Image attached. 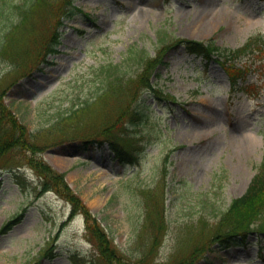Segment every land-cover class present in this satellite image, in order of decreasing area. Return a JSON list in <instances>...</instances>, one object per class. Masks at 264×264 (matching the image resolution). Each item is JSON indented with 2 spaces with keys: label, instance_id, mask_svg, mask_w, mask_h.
Listing matches in <instances>:
<instances>
[{
  "label": "rangeland",
  "instance_id": "obj_1",
  "mask_svg": "<svg viewBox=\"0 0 264 264\" xmlns=\"http://www.w3.org/2000/svg\"><path fill=\"white\" fill-rule=\"evenodd\" d=\"M24 2L0 0V91L39 150L0 156V264H264V235L228 247L211 238L264 153V0H72L81 10L64 18L58 52L44 61L37 47L51 34L61 0L42 4L39 18L28 17L33 9L23 10ZM254 34L263 37L260 51L234 60L244 69L238 85L250 94H229L214 60L182 45L167 51L154 90L142 95L146 115L116 144L130 160L107 143L70 137H85L93 120L56 122L95 94L100 67L123 62L129 48L154 53L159 37L212 38L235 48ZM103 101L95 104H114ZM31 155L64 173L112 242L110 262L87 228L91 220L43 190Z\"/></svg>",
  "mask_w": 264,
  "mask_h": 264
},
{
  "label": "trees",
  "instance_id": "obj_2",
  "mask_svg": "<svg viewBox=\"0 0 264 264\" xmlns=\"http://www.w3.org/2000/svg\"><path fill=\"white\" fill-rule=\"evenodd\" d=\"M42 4L47 5V0H25L23 10L27 11L32 7L33 10L29 9L28 17L38 14L39 18L44 8ZM55 8L58 15L54 26L50 28L51 34L37 47V57L41 56V61H44L48 54L58 52L57 45L60 42L58 27L62 25L64 18L70 16L74 9L81 10L72 5V0H61L60 5ZM25 14L22 13L24 19L27 18ZM16 32L20 33L18 27H16ZM178 45H182L188 52L200 55L206 61L211 60L215 55L214 60L223 67L229 77L232 91H247L244 86L237 85L242 78L239 73L244 69L237 67L234 60L243 54L254 53V50L259 52L263 39L259 34L251 35L238 47L223 48L211 38L199 41L182 37L170 39L159 37L154 53H147L141 47L129 48L123 62L100 67L101 80L96 87L95 94L82 101L79 106L73 107L68 114L59 116L56 122L69 121L74 117L76 121L72 123L73 126H81L84 120H93L94 127L87 132L85 137L79 135L70 137H83L84 142H95L99 146L107 143L121 161L125 160L126 156L123 152L128 151L124 147L120 151L121 149L116 145L120 134L129 126H135L146 115L143 111L142 95L148 89L154 90L152 79L155 74H158L156 73L157 67L165 62L164 57L167 51ZM33 66L36 67L37 63ZM133 66L136 68L139 66L136 72ZM110 97L114 99V104L106 109L105 103L100 102ZM97 101L100 102L96 105ZM99 105L100 113H96ZM1 123L7 126L3 127ZM67 131L68 129L64 133ZM32 133L11 113L3 102V91H0V156L9 151H20L22 156L26 157L27 152L34 153L39 150L38 145L33 142ZM28 160L42 178L43 190H54L71 203L73 212L81 210L86 219L91 220L87 228L97 240L104 261L110 262L112 250H114L112 242L106 239L104 230L100 227L96 217L70 190L64 180V173L54 170L49 164L33 155L28 156ZM253 232L258 236L264 235V153L246 191L232 198L228 207L218 215L211 238L218 246L228 247L244 243ZM157 240L156 236L149 254Z\"/></svg>",
  "mask_w": 264,
  "mask_h": 264
}]
</instances>
